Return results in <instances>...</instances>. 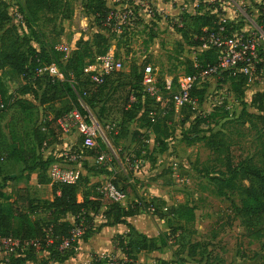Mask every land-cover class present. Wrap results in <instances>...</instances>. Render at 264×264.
<instances>
[{
    "label": "rangeland",
    "instance_id": "obj_1",
    "mask_svg": "<svg viewBox=\"0 0 264 264\" xmlns=\"http://www.w3.org/2000/svg\"><path fill=\"white\" fill-rule=\"evenodd\" d=\"M23 2L24 0H0L1 7L10 16L8 25L16 27L20 37H28L30 31L25 18L22 21L16 20V13L22 10ZM83 2L84 0H58L54 12L39 13L31 23L39 40L35 47L43 46L47 51L55 47H67L73 52L77 47H83V43L93 42L94 35L100 33L107 40L102 49L107 47V52H112L121 61L119 73L128 74L133 66L140 70L149 65L157 78H178L187 71V61L195 59L200 53L194 43L188 45L183 39H179L176 30L181 29L183 21L189 23V13L196 10L204 13L212 8L222 11L231 21L240 22L238 25L243 32L261 34V49L264 47V28L257 25L256 12L257 5H264V0H130L138 14L127 19L121 26V21L115 19L116 25L120 27L101 31L93 27L91 19L85 16ZM107 2L110 5H124L126 0ZM164 2H169L175 8H183L181 14L176 17L159 12L158 9ZM121 11L122 9L119 13ZM86 51H89V46ZM95 52H90L84 59L82 80L87 75L86 67L95 64ZM262 58L264 59V53ZM108 76L112 84L104 89V96L95 100L98 109H105L99 113L100 117L83 101H79L80 106L94 117L107 138L105 149L100 153L105 160L97 165L93 162L94 159L83 155L85 159L78 161L75 168L87 175L84 170L86 163L92 167L101 166L109 172V175L102 177L95 175L98 180L93 182L94 188H99L113 176L127 177L132 185V192L125 194L126 200L120 205L138 202L141 210L138 216L128 221L133 222L136 231L152 238L156 245L162 244L155 252L136 256L137 262L132 264L172 261L174 264H264V222L259 233L247 232L239 219L229 225L230 205L233 203L238 206L240 197H217L213 186L198 174L204 166L212 165L213 156L210 151L203 142L186 145L181 141L182 134L190 132L197 117L207 116L208 119L200 126L202 134H206L208 130L223 132L235 157L253 158V163L259 166L258 155L260 145L264 143V127L251 129L249 125L243 126L235 119L242 109V101L249 104L255 93L264 92V66L254 73L252 81L244 83L242 99L232 92L228 83L219 82L218 76L208 77L200 85L206 92L205 102L196 105L195 112L174 106L170 122L169 114L164 108L171 103V91H166L160 84L162 87H158V92L150 95L155 103H159L156 115L151 113L149 116L159 117L157 131L150 125L147 126V121L139 120L141 111L137 118L126 122L121 109L127 93L120 87L125 80L116 73ZM0 79L1 189L9 194L10 199L16 197L18 191L25 189L35 200H52L53 183L48 170L28 171V168L47 160L58 162L65 150L75 147L79 132L75 123L68 118L71 105L64 94L59 95L54 103L41 104L39 97L44 91L47 96L52 94L51 90H46L44 83L33 86L37 92L36 97L31 94L20 96L17 91L24 85V81L9 69L0 72ZM89 90L88 96L97 93L99 88L91 86ZM20 100L26 102L20 103ZM53 120L54 123L46 125ZM57 120H66L65 130L60 129ZM121 126L126 134L115 140L113 137H119L118 129ZM36 131L47 138V145H38L34 134ZM110 133L114 134L109 135ZM134 133H139L140 136H134ZM98 139L100 138L97 136L94 140L95 146L98 145ZM157 139L166 144L167 150L164 153L159 152L161 145ZM11 153L18 160L9 159ZM61 164L68 165L63 160ZM9 203L8 200L1 204L6 209ZM109 205L102 203L101 211L106 210ZM179 205L194 208L195 216L192 221L186 223L169 215L170 209ZM32 219L46 221L44 213L33 215ZM96 219L95 225L98 226L102 217L99 215ZM120 235L122 234L113 235L111 241L114 246ZM95 256L107 258L102 264H127L125 261H128L121 260L123 255L117 249ZM2 257L5 259L3 255Z\"/></svg>",
    "mask_w": 264,
    "mask_h": 264
},
{
    "label": "trees",
    "instance_id": "obj_2",
    "mask_svg": "<svg viewBox=\"0 0 264 264\" xmlns=\"http://www.w3.org/2000/svg\"><path fill=\"white\" fill-rule=\"evenodd\" d=\"M58 0H24L22 10L18 13L22 20L25 18V24L30 31L28 37H20L16 27L8 25L10 16L5 8L1 7L0 3V72L9 69L16 76L21 77L24 85L18 89L20 96L33 95L37 96L33 86L45 84L46 90H51L50 96L46 95V91L39 97L41 104L54 103L58 100V96L64 94L70 105V110H76L82 116H86L87 112L80 106L79 101H83L89 106L90 110L100 117L99 113L104 111V107L95 105V100L104 96V89L108 88L112 82L109 76L103 78V83L96 86L90 81L91 74H87L84 80L81 79L84 67V59L90 52H95V59L99 56L107 54V47L102 49L107 44V40L100 33L94 35L93 42L88 44L83 43V47H77L67 56L64 53L58 52L55 48L46 50L43 46L36 48L35 44H39L38 36L31 28L38 14L41 12L52 13L55 11ZM120 5H110L107 0H84L82 10L87 18L91 19L93 27L101 30H109L115 23L114 20H109L119 12ZM135 15L138 14L137 8L133 7ZM257 22L259 27L264 28V5L259 4L256 7ZM222 11L217 8L209 9L208 12H199L196 10L194 14L187 15L189 21H183L181 29H177V33L181 35L186 44H195L198 48L201 45L200 38L207 32L215 28L216 22L222 16H225ZM110 22V27L107 23ZM240 22L230 21L227 27H231L233 32H242ZM195 39L196 41H192ZM89 46V51L86 47ZM195 58L201 65L214 64L217 58L215 49L199 52ZM59 56V57H58ZM259 56L262 58L261 47ZM62 57V59L60 58ZM116 58V57H115ZM263 62L256 66L258 72L264 66ZM188 68L185 72L189 75L193 72L192 60L187 61ZM55 65L63 79L51 78L46 73L39 74L37 71L43 67ZM144 68V67H143ZM143 68L133 66L128 74L116 72L119 78L124 79L121 88L126 90L123 107L121 113L126 119V122L137 118V114L141 111V121H147V126H151L157 131L158 118H150L151 113L157 112L159 103H155L154 99L147 94L142 87ZM114 74V73H113ZM219 82L228 83L230 89L241 99L243 98L242 87L247 81V77L242 74H232L225 71L218 75ZM158 79V87H164V79ZM177 78H173V85H176ZM160 84L162 86H160ZM95 86L99 88L95 94L87 95L90 92L89 87ZM2 83L0 79V92ZM191 98L196 100V104L202 105L205 102L206 92L204 89L195 88L191 92ZM133 99V101H131ZM20 103L26 101H19ZM156 107H153V106ZM242 109L240 114L235 119L241 125H249L251 129H256L257 126L264 127V92L255 93L249 104L242 101ZM191 112V106H183ZM164 110L169 114V122L172 121L174 105L169 102ZM156 115V113H155ZM208 119L205 117H197L195 123L191 126L190 132L182 134L181 141L186 145H193L203 142L204 146L210 151L213 156L212 165H207L201 168L198 174L206 179L213 186L217 197L228 198L230 195L240 197V204L230 205V215L228 224L230 225L235 219H239L247 232L259 233L261 224L264 222V143L260 145L259 151V166L253 163V158L235 157L231 150L226 135L221 131L208 130L206 134H202L200 126ZM55 120L50 121L46 125H51ZM119 137L114 135L117 140L125 136L126 131L123 126L119 127ZM166 130V129H165ZM35 139L39 146L47 145V138L40 132H35ZM110 133L109 135H113ZM134 136H140L139 133H134ZM83 138L79 135L76 139L75 147H71L72 151L80 155H86L95 159L99 157L101 151L105 149L104 143L98 139V145L93 148H85L82 146ZM161 145L159 152L164 153L167 150L166 144L160 141ZM83 150V151H82ZM86 151V152H84ZM84 153V154H83ZM11 160H18L13 153L9 156ZM61 164L62 158L59 161L47 160L39 162L28 168V171L40 170L46 171L54 164ZM84 170L87 175L80 173L78 180L74 184H55L51 187L52 200L40 202L31 198L25 189L18 191L14 199H10L9 195L3 193L0 185V238L18 239L20 242L37 240L41 243L40 252L47 253L46 257L39 258L33 248H26L17 257H9L6 264H26L32 262L34 264H58L66 261L74 255V250L61 251L59 250L63 240L69 239L70 232L75 225H78L80 220L84 221L86 227L80 241L86 242L91 236L98 233L105 227L116 225L125 226L127 232L118 236V243L115 248L123 255L121 259L127 264L137 262V255L140 253H152L157 251L161 245H156L152 238L144 234L138 233L132 224L128 221L139 215L141 206L138 202H132L126 206L120 204L104 202L100 199V195L95 191V188L88 186L90 176L109 175V172L101 166L92 167L89 164H84ZM11 180V179H9ZM111 183L125 194L132 192L133 187L128 182L127 177H115L110 179ZM93 190V191H92ZM81 196V201H78L77 196ZM10 201L5 209L1 204L3 201ZM102 203L110 204L106 210L101 211ZM38 213L45 214L44 222L32 219L33 215ZM102 217V222L94 225V219L98 216ZM169 215L184 222L193 220L194 208L190 206L179 205L173 207L169 211ZM163 219L161 215L158 216ZM15 221V223H14ZM254 229H257L254 231ZM257 236H261L257 234ZM51 238L52 243L46 244V240ZM74 247L78 243L73 244ZM107 258H98L92 255V260L89 264H102ZM109 261V260H108ZM122 262V263H123ZM159 264H174L172 262H161Z\"/></svg>",
    "mask_w": 264,
    "mask_h": 264
},
{
    "label": "built area",
    "instance_id": "obj_3",
    "mask_svg": "<svg viewBox=\"0 0 264 264\" xmlns=\"http://www.w3.org/2000/svg\"><path fill=\"white\" fill-rule=\"evenodd\" d=\"M130 0H126L122 11L116 13L111 19L120 20V26L126 23L127 19L135 17L133 7ZM119 9V10H121ZM16 20L22 21V17L19 13H16ZM108 20V22H109ZM231 20L225 15L218 19L215 28L207 32L200 38L201 45L199 52L207 51L209 49H215L217 52L216 62L214 64L201 65L196 59L192 60L193 72L189 75L183 74L176 80V85H173L172 79H164V89L171 91L170 99L175 107L182 108L183 106H191L194 110L196 107V100L191 98V92L196 88H199L202 81L211 76H218L225 71L232 72V74H242L247 77V81L253 80V75L256 72V66L262 63L263 60L259 56V49L261 47V40L263 36L255 32H233L231 27H227ZM110 22L107 26L110 27ZM116 22L112 25L113 28H117ZM119 26V27H120ZM55 50L62 52L67 56L70 53L67 47H55ZM121 68V61L115 58L112 52H108L103 56H99L95 59L94 65L86 67L85 72L91 74L90 81L96 86L103 83V78L110 74L119 72ZM39 74L46 73L51 78H61L57 67L55 65H49L43 67L37 71ZM142 87L143 90L149 95H155L158 92V79L153 69L146 65L143 68L142 73ZM87 115L82 116L76 110L69 113L68 118L72 120L77 126L79 135L83 138L82 146L85 148L95 147V138L97 136L103 143H107V138L99 129L97 121L86 111ZM66 120H57V124L60 129L65 130ZM69 148L62 153L61 158L65 164H54L48 169V176L52 183L55 184H74L79 176L80 171L75 168V164L78 161L84 160L85 157L79 153L72 151ZM105 160L104 155L94 159V163L101 165ZM97 193L100 195V199L104 202L120 204L126 200L125 193L118 190L111 181L104 182L99 188ZM86 227L84 221L80 220L78 225H75L71 232L69 239L63 240L59 250L67 251L73 249L75 251L74 243H78L82 237ZM51 238L46 240V244H51ZM33 248L37 253L40 252L41 243L37 240H31L26 242H20L18 239L12 238H0V254L7 260L9 257H17L26 248ZM92 260V256H91Z\"/></svg>",
    "mask_w": 264,
    "mask_h": 264
},
{
    "label": "crops",
    "instance_id": "obj_4",
    "mask_svg": "<svg viewBox=\"0 0 264 264\" xmlns=\"http://www.w3.org/2000/svg\"><path fill=\"white\" fill-rule=\"evenodd\" d=\"M148 1L154 2V0H148ZM173 1H177V0H173ZM161 5L162 6L158 9V11L163 12L166 15L172 14V15L177 17L181 14V10H183V8H179V7L175 8L174 6L170 5L169 2H164V4H161ZM195 12L189 13V15L194 14ZM186 13H187V11H186ZM179 35L177 34V37L182 40V37ZM261 50H263L262 53H264V47ZM98 177H102V176L99 175ZM98 177L90 176L89 177L90 182H89L88 186L94 187L93 182L98 180ZM95 191H97V188H95ZM3 193L9 195L8 193H6V191H3ZM77 199H78V201H81V196L78 195ZM95 220H97V219L95 218ZM95 220H94V225L96 223ZM129 222L134 227L133 222H131V221H129ZM124 229L126 230L125 226H124ZM124 229H123V225H116V226H112V227L103 228L101 231H99L98 233L91 236L86 242L79 241L78 246L75 249L74 255L71 258L67 259L66 261H64L62 263H58V264H89L91 262V256L93 254H95V255L101 254L105 251H111L112 252L114 249H116L114 244H113V241H111L113 235L115 233L124 234L126 232ZM137 232L140 233L139 231H137ZM141 234H143V233H141ZM140 254H138V255H140ZM138 255H137V257H138ZM46 256H47V253H45V252L39 253L37 255V257H39V258L46 257ZM6 261L7 260L4 259L2 257V255L0 254V264H6ZM26 264H34V263L29 262Z\"/></svg>",
    "mask_w": 264,
    "mask_h": 264
}]
</instances>
